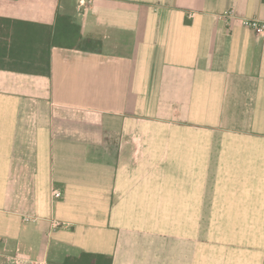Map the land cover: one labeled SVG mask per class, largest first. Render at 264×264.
<instances>
[{
  "label": "crops",
  "instance_id": "obj_1",
  "mask_svg": "<svg viewBox=\"0 0 264 264\" xmlns=\"http://www.w3.org/2000/svg\"><path fill=\"white\" fill-rule=\"evenodd\" d=\"M245 20L264 0H0V264H264Z\"/></svg>",
  "mask_w": 264,
  "mask_h": 264
},
{
  "label": "trees",
  "instance_id": "obj_2",
  "mask_svg": "<svg viewBox=\"0 0 264 264\" xmlns=\"http://www.w3.org/2000/svg\"><path fill=\"white\" fill-rule=\"evenodd\" d=\"M69 20L68 18H65V17H62V18H58V23L62 24L63 27H64V31L62 32V35L60 37H64L66 38L67 36L69 35H74L76 34L77 36L75 37L77 39V41L80 39V49L82 50H90V49H96L97 48V43H94L92 40H84L82 35H81V31H80V28L79 26L73 24L71 21H67ZM68 22H71V24H73V28L75 31H72L71 34L70 32L68 31L67 29V26H66V23ZM59 32H58V29H56L55 31V36L56 38L53 39L52 43H51V47L52 45H64L66 47H69V48H72V47H76V42H67L66 40H62V41H58L57 38H59ZM51 37H52V31H51ZM22 61L21 60L20 62H15V64H12V68L14 70H21L22 72H39V73H45V75H48L50 74V67L49 66H45V67H41V66H37L35 64L36 61H40V62H45L47 63V60L44 59H40V60H30L31 62L29 64H22ZM86 256H89V255H86ZM91 257V256H90ZM108 264H112L111 260L108 261Z\"/></svg>",
  "mask_w": 264,
  "mask_h": 264
},
{
  "label": "built area",
  "instance_id": "obj_3",
  "mask_svg": "<svg viewBox=\"0 0 264 264\" xmlns=\"http://www.w3.org/2000/svg\"><path fill=\"white\" fill-rule=\"evenodd\" d=\"M190 18L194 17V14H190L189 15ZM244 25L254 29L256 32L258 33H263L264 32V23H261L257 20H245ZM63 192L59 189H54L52 192V196L54 198V200H59L63 197ZM42 264V263H39Z\"/></svg>",
  "mask_w": 264,
  "mask_h": 264
}]
</instances>
